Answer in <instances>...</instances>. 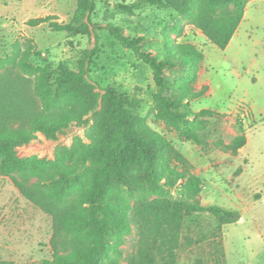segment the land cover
<instances>
[{
    "label": "rangeland",
    "instance_id": "rangeland-1",
    "mask_svg": "<svg viewBox=\"0 0 264 264\" xmlns=\"http://www.w3.org/2000/svg\"><path fill=\"white\" fill-rule=\"evenodd\" d=\"M132 1L95 0L90 16L95 33L87 36L53 32L47 24H28L44 17L68 23L78 0H0V132H14L18 127L30 130L44 114L43 100L37 93L43 73H48L51 83L60 65L77 70L78 61L86 50L94 48L97 36L101 52L95 56L96 67L91 70L94 81L100 87L113 86L122 94H135L141 100L139 113L175 146L202 180L197 197L202 206L217 205L241 215L238 222L223 226L221 232L216 231V221L207 213L185 216L173 247V261L167 245L145 242L135 222L118 247L116 264H264V52L250 51L253 42L264 45V22L253 29L245 28L244 39L235 40L224 52L191 24L183 25L181 35L172 33L178 16L171 9L145 6L128 15L115 8V4ZM260 4L264 13V1ZM108 25L118 27L127 38L143 37V50L159 58L167 54L165 34L176 45L194 46L203 57L199 71L207 56L214 95L199 105L222 114L204 118L207 123L199 132L203 147L180 142L176 133L156 118L151 68L121 46L106 30ZM228 56L237 59V74L225 60ZM178 76L176 70L170 78ZM197 81L192 86L200 90ZM195 100L191 102L193 112L198 109ZM62 105L81 109L70 101ZM83 120L70 124L55 139L33 134L28 144L17 148V155L50 161L58 146L89 144L97 134L92 123L84 125L87 117ZM240 137L245 139L244 145H240ZM13 177L0 173V261L40 264L53 260V218L19 193Z\"/></svg>",
    "mask_w": 264,
    "mask_h": 264
},
{
    "label": "trees",
    "instance_id": "trees-1",
    "mask_svg": "<svg viewBox=\"0 0 264 264\" xmlns=\"http://www.w3.org/2000/svg\"><path fill=\"white\" fill-rule=\"evenodd\" d=\"M249 1L134 0L115 4V8L128 15L145 6L171 9L178 16L172 33L181 35L183 25L191 24L215 47L225 50ZM95 6V0H78L68 23L44 17L28 24H47L53 32L91 36L95 26L90 16ZM106 30L151 68L156 118L173 130L180 142L203 147L199 132L207 123L204 118L220 114L209 109L197 113L191 110V102L208 92L207 86L200 90L192 86L202 55L192 45L174 44L165 34L167 54L159 58L143 50V37L127 38L112 25ZM95 40L94 48L86 50L78 61L77 70L60 65L51 83L48 73H43L37 93L43 100L44 114L30 130L18 127L14 132H0V173L15 175L12 181L19 193L53 218V260L40 264H116L118 247L135 222L145 242L167 245L173 261V247L185 216L207 213L215 219L216 231L221 232L223 226L238 222L241 215L217 205L202 206L197 200L202 180L175 146L139 113L141 100L135 94H122L113 86L100 87L94 81L91 70L96 67L95 56L101 52L99 38ZM176 70L180 76L171 79ZM68 101L81 109L62 105ZM85 117L84 125L92 123L97 134L89 144L58 146L50 161L17 155V148L28 144L33 134L55 139ZM238 141L240 145L245 143L243 137Z\"/></svg>",
    "mask_w": 264,
    "mask_h": 264
},
{
    "label": "crops",
    "instance_id": "crops-1",
    "mask_svg": "<svg viewBox=\"0 0 264 264\" xmlns=\"http://www.w3.org/2000/svg\"><path fill=\"white\" fill-rule=\"evenodd\" d=\"M263 1L264 0H251L248 2L246 9H245V12H244L243 19H242L238 29L236 30L235 34L233 35V37H232L230 43L228 44V46L226 47V49L222 50V51L226 52L229 49H231V47H233V45H234L235 40H237L238 42L243 40L245 37V34H244V32L246 31V30H244L245 28L253 29L254 26H257L258 24H261L264 22V15H263L264 13H263V10H262L261 4H260ZM250 51L252 53H255V54L263 53L264 52L263 43L253 42L250 45ZM204 54H205V52H204ZM225 60L233 68V73H236L237 69L240 67V65L237 62V59L234 57L228 56V57H226ZM210 69H211V65L209 64L207 56L204 55V60L202 62V66H201L200 71L198 73L197 84H198V88H201L203 86H207L208 92L203 97L198 98L193 102L195 105H198V109L196 110V112H199L201 110H205L204 108L200 107L199 104L203 100L213 98V95H214V90H213L212 84L209 81V77H208ZM194 112H195V110H194ZM220 114H222V113H220Z\"/></svg>",
    "mask_w": 264,
    "mask_h": 264
}]
</instances>
